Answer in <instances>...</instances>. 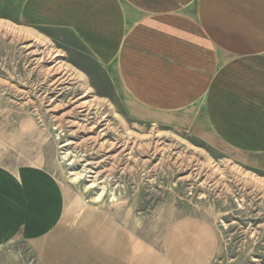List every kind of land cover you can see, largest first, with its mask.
Masks as SVG:
<instances>
[{"label":"rangeland","instance_id":"1","mask_svg":"<svg viewBox=\"0 0 264 264\" xmlns=\"http://www.w3.org/2000/svg\"><path fill=\"white\" fill-rule=\"evenodd\" d=\"M18 3L0 0V165L43 168L65 192L71 215L83 207L105 211L147 246H160L159 230L192 220L212 230L207 264H264V152L228 150L210 135L211 144L203 141L201 120L185 111L141 108L112 86L71 32L21 22ZM56 61L69 70L60 83L50 71ZM84 101L101 105L87 115L77 108ZM77 121L99 122L98 131L108 126L105 148L88 142ZM94 162L101 163L96 172H106L99 187L88 188L94 177L86 168ZM40 243L0 247V264H47ZM186 244L193 246L190 234ZM181 253L171 264L185 261Z\"/></svg>","mask_w":264,"mask_h":264},{"label":"crops","instance_id":"2","mask_svg":"<svg viewBox=\"0 0 264 264\" xmlns=\"http://www.w3.org/2000/svg\"><path fill=\"white\" fill-rule=\"evenodd\" d=\"M18 1L21 22L71 32L112 86L141 108L185 111L201 120L203 141L264 152V0ZM72 211L43 168L0 165V247L41 241L47 264H171L180 251L185 261L176 264H207L214 252L212 230L200 222L159 230L161 244L153 247L105 211ZM189 234L194 247L186 244Z\"/></svg>","mask_w":264,"mask_h":264},{"label":"bare ground","instance_id":"3","mask_svg":"<svg viewBox=\"0 0 264 264\" xmlns=\"http://www.w3.org/2000/svg\"><path fill=\"white\" fill-rule=\"evenodd\" d=\"M56 62H58V61H56ZM50 71H52L55 74L61 76L60 79L58 78L59 79L58 80L59 83L62 82L63 79H66V78L69 79V75H68L69 70L67 68H65L63 65H61L59 62H58V64H55L54 66H52ZM100 105L101 104L99 102H96L95 104H92L89 101H84V102L80 103L77 106V108L81 109L83 112L87 111L88 112L87 115H89L90 112L94 109V106H100ZM98 123L94 124V126H91L90 122L89 123L87 122L86 124H83V123L77 121L76 126L79 127L83 132H86L87 134H90V135H88V139H86L88 142H92L94 146H99L102 149V148H105V146L107 144V143L103 142L104 136L107 135V134L106 133L102 134V133H104L106 131L108 126H106L107 128L105 130L98 131V129L100 128V126H98L99 125ZM100 164L95 163V162L87 164V166H89V167L91 166V168H86L87 172L89 174H92L93 177H94V182H92L91 186L88 187V188H97V187H99L100 184L103 183V181L100 182V180H102V178H104V174H105L106 170L101 171V172H96L95 171V170L98 169ZM76 177H77L76 179H81L82 175L78 174V175H76ZM104 189H103L102 193H97L96 194V196L94 197V201H101L104 198V196H105V190Z\"/></svg>","mask_w":264,"mask_h":264}]
</instances>
